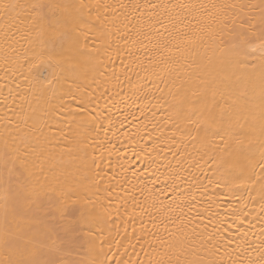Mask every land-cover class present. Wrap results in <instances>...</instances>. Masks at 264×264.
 Returning <instances> with one entry per match:
<instances>
[{"label": "snow or ice", "instance_id": "1", "mask_svg": "<svg viewBox=\"0 0 264 264\" xmlns=\"http://www.w3.org/2000/svg\"><path fill=\"white\" fill-rule=\"evenodd\" d=\"M237 7L241 9L238 19L229 15ZM117 8L131 12L135 18L131 28L130 20L117 23ZM244 8H258L259 17ZM22 12L27 13L32 50L18 54L6 43L0 70L7 76L22 58L20 67L27 65L33 95L43 103L44 112H63L68 124L82 131L70 149L75 152L70 170L57 169L51 163L42 119L34 121L33 136L4 139L0 146V264H245V254L247 264H264V0L239 6L223 0L164 4L145 0L143 4L118 5L85 0L30 4L0 0L6 40L21 22ZM19 31L17 28L15 34ZM133 31L136 39H132ZM144 40L162 50L158 64L165 71L172 70L171 56L211 45L213 55L194 64V75L190 73L179 84L172 82L176 91L164 124L179 129V121L191 131L187 142L182 141V149L172 139L165 149L171 160L162 168L151 158L160 147L159 137L149 136L152 147L142 146L139 153L134 152L137 158L145 151L150 157L142 171L132 170L129 176L123 163L110 162V174L102 175L97 146L87 142L88 129L97 125L94 136L99 137L100 120H107L110 126L104 129L105 137L108 131L117 137L120 129L115 128L107 105L103 117L92 114L96 98L95 89L88 91L89 81L95 83L97 75H102L104 57L111 62L113 51L120 55V41L135 45ZM148 112L151 109H141L140 116L147 118ZM104 143L99 142L101 156L115 152L118 161L123 159L111 140H107V148ZM101 184L105 185L103 199L97 195ZM257 184L258 189H249ZM252 190L257 191L262 225L255 248L248 239L254 227L248 220L251 212H233L232 223L227 224L213 195L248 191L255 201ZM129 200L133 211L140 206L150 217L155 232L146 230L142 222L137 234L135 217L127 210ZM120 207L133 222L131 234ZM157 220L166 235L160 234ZM133 239L145 258L124 259L127 247L135 249ZM122 248L125 251H119ZM250 249L257 252L255 259Z\"/></svg>", "mask_w": 264, "mask_h": 264}, {"label": "bare ground", "instance_id": "2", "mask_svg": "<svg viewBox=\"0 0 264 264\" xmlns=\"http://www.w3.org/2000/svg\"><path fill=\"white\" fill-rule=\"evenodd\" d=\"M20 4H30L39 2V0H12ZM86 3H107L110 5L118 4H130L133 2H139L143 4L145 0H85ZM152 3H173L176 0H150ZM183 2L192 3H208L209 0H183ZM223 2L235 5H258L259 0H223ZM244 12H249L254 17H259V9L244 8ZM238 14H241V9L237 7L234 10H230L229 15L238 19ZM27 16L26 12L21 13V22L17 24V28L20 29L19 34H15L17 28H13L7 36V40L4 32L5 21L0 18V54L3 53L6 43H11L12 48L16 50L18 54H23L27 49L29 52L32 50V46L28 43L27 39ZM116 16L119 17L117 23H129V28L135 24V18L131 12L125 9H116ZM128 17V20L125 19ZM231 23V21H229ZM158 26V25H157ZM132 39H136L134 31ZM226 39V38H225ZM226 42H230L227 41ZM120 55L118 56L116 51L112 52L111 62L107 57L103 58V63L100 67V73L97 75L96 82L89 81L88 91L93 93L94 99L92 105V114L103 117L105 115V106L107 105L111 116L115 124V128H119L117 137H113L112 131H108L107 137H105L104 129L109 128L107 120H100L98 123L102 124L100 128L99 137L94 136V129L97 125H93L88 129L87 142L94 143L97 146L96 157L101 165L103 175L105 172L110 174L109 163L112 165L123 163L125 167L129 168L128 175L131 176L132 170L142 171L144 161L150 157L145 151V155L137 158L135 153H139L141 147L145 149L151 148L152 143L148 142V137L151 136L154 139L159 137L157 143L160 147H157L151 158L155 159L159 167H163L171 160V155L165 149L171 143L172 139L176 144L183 148V142H187L188 132L190 128H185V125L179 121V129L175 126H166L164 119L171 115V111L168 107V103L172 100V93L176 91L175 84H179L181 79L187 78L191 74H195L193 71L194 64H201L206 62L209 57L213 55L211 51V45L207 48L203 45H199L192 48L190 53H185L183 56H171L172 64L170 71H165L164 66L158 64L160 58V52L162 50L153 49L152 44L144 40L143 44L137 43L132 45H124L123 41L119 42ZM221 47L224 45L221 44ZM113 48H116V44H113ZM11 52V49H8ZM170 54L165 53L168 57ZM20 63H22V58ZM20 63L14 65L15 71L9 72L7 76L5 72L0 70V146L7 138L11 141L15 138L19 141L25 135L33 136V125L36 119H42L44 124V134L47 137V148L51 150L53 159L51 163L57 169L72 168V161L75 157V152L70 151L74 149L75 141L80 134L74 126H70L67 122L66 115L61 112L59 115L55 111L45 113L44 105L42 102L38 103L37 99L33 95V81L32 77L27 72V65L20 67ZM181 65H183L181 67ZM25 76L28 77L25 80ZM179 77V79H178ZM168 81V84H165ZM163 90V91H161ZM76 105H73L75 108ZM144 109L146 112L151 109L156 115L152 117L151 112H148L147 118L140 116V110ZM135 117V119H134ZM122 124V127H121ZM156 125L153 130V125ZM124 132H128L129 136L125 137ZM162 134V135H161ZM131 137V139L129 138ZM107 140H111L117 148H119V155L123 157L122 160H117V154L113 152L111 155L108 152H104L103 156L100 155L99 142L104 141V147H108ZM175 150V149H173ZM191 150V146H189ZM91 155V149H89ZM189 159H191L189 157ZM184 167H187V162L184 163ZM206 167V166H205ZM119 171V169H117ZM196 171V169H191ZM209 176H211V170H208ZM202 175V173H201ZM107 176H105V180ZM135 183V181H133ZM206 182V181H205ZM104 184L100 186V192L97 194L100 198L106 195L104 192ZM258 189L259 185H249V189ZM117 191H119L117 189ZM123 196V192L120 193ZM216 196L219 202V209L221 216L227 218V224H231L233 220L232 213L236 214L249 213L248 220L254 226L248 232V239L253 242V248L259 244L261 237V223L259 220V198L257 191L252 190V196L257 197L254 201L248 191L237 192L235 195H225L224 192H220ZM107 204L108 201L104 200ZM231 204V208L228 205ZM128 214L135 217V227L137 234L141 223L146 225V230L155 232L157 229H153L150 217L141 210L140 206L135 207L133 211V205L131 200L128 201L127 206ZM115 214V209H110ZM120 214L123 219L128 220V233L131 234L133 228L132 220L128 219V215H125V209L120 207ZM227 224L225 226H227ZM171 228V225H169ZM157 228L162 236L166 235L163 227L157 220ZM123 233V227L120 228ZM115 235V232H113ZM119 239V237H117ZM125 243L127 240L125 239ZM133 247H127L124 259H136L139 260L144 257V253L140 250L139 244L133 239ZM113 251H117L115 248ZM119 251H125L123 248ZM251 257L255 259L257 252L249 250ZM136 252L140 253V256H136ZM111 254V253H110ZM119 254V253H118ZM248 254H245L244 260L247 264ZM227 260V257L225 258ZM114 264V262H113Z\"/></svg>", "mask_w": 264, "mask_h": 264}]
</instances>
